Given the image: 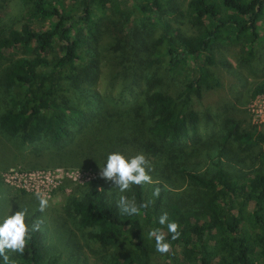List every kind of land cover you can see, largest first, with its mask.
<instances>
[{
	"label": "trees",
	"instance_id": "trees-1",
	"mask_svg": "<svg viewBox=\"0 0 264 264\" xmlns=\"http://www.w3.org/2000/svg\"><path fill=\"white\" fill-rule=\"evenodd\" d=\"M185 1L0 0V146L14 139L84 167L143 153L151 166V182L124 193L100 175L74 187L64 216L51 217L61 246L48 244L46 213L44 232L29 210L38 231L22 255L7 252L11 264H78L90 243L102 264H264V131L243 109L264 92L249 78L264 80V0ZM210 92L217 99L201 105ZM122 195L137 215L117 208ZM165 212L175 240L157 223ZM153 229L168 253L155 251Z\"/></svg>",
	"mask_w": 264,
	"mask_h": 264
},
{
	"label": "rangeland",
	"instance_id": "rangeland-1",
	"mask_svg": "<svg viewBox=\"0 0 264 264\" xmlns=\"http://www.w3.org/2000/svg\"><path fill=\"white\" fill-rule=\"evenodd\" d=\"M188 1V0H186ZM185 1V2H186ZM19 6L16 5L13 8H11L10 13L11 14H17L18 13ZM22 12V9H21ZM15 28H20L19 26H15ZM104 30H108L113 33V28H105L102 27ZM184 30L188 29L189 33H192V28L188 26H182ZM115 34H113L114 36ZM104 36V35H103ZM101 35V37H103ZM117 36V35H115ZM22 50L14 49L11 51V55H27L22 53ZM237 53L238 49L235 47H230L228 49L224 50V56H226L230 61L236 64L237 62ZM126 55H122L124 58L128 57L131 58L128 53H124ZM122 57V60H123ZM127 58V60H128ZM132 59V58H131ZM127 62H130L128 60ZM130 64V63H129ZM127 64V65H129ZM112 73V68L109 64L105 62V65L103 66V73L101 74L100 81L97 85V90L101 92L103 95L107 94V92H110V89L112 90L110 86V75ZM258 76V75H256ZM250 81L253 83L252 87L257 86L259 83H262L264 80L261 79V77H255V75H249ZM251 87V88H252ZM264 96V92L262 94H259ZM218 95L215 92L208 93L201 101V105H209L212 104L216 99ZM258 95L256 97H252L248 100V102L243 105V109L245 110V114L248 115V118L252 121V123L258 125L259 129L264 131V118L256 117L255 113L253 112L251 108V104L257 99ZM198 102L196 103V105ZM198 106V105H197ZM264 109V104H263ZM5 143L7 146L1 147L0 146V213H3L7 211L10 207H12L13 211L19 209V205L21 207H26L28 210H30L35 215V221L39 225L40 228H43L45 232V213L46 218L48 220V233L51 240H48L49 246H61V243H58L55 241L54 233L52 232V220L51 217L57 218L64 216V205L66 203V197L71 193V191L76 187L77 185L86 184L89 182H92L95 178L99 176L100 167L94 166V167H84V166H71V165H59L60 161L58 160H51L47 159L46 154H37L39 151L31 147L29 145H24L18 143L14 139H7L4 138ZM71 156L77 157L76 154H72ZM76 161L75 158L68 157V160ZM11 170H17L20 173H26V172H43V173H50L51 175L58 177L59 185L58 187L52 191V193H46L44 191H28L27 194H23V189L18 188L12 184H7L4 182L3 178L5 174H7ZM40 189V188H39ZM40 192L42 195L46 196L48 199V206L46 209L41 212V215L39 214L40 211H38V202L35 199L34 193ZM39 214V216H38ZM63 221V219H61ZM55 225H59L57 221L55 222ZM71 223L67 224V227ZM72 226V225H71ZM79 236V241L81 244H84L83 240ZM57 244V245H56ZM91 248L88 246H84V249L82 250V253L80 254L81 262H78V264H102L103 260L99 261L97 258L98 254L95 252L101 251L102 248L97 243H90ZM56 250V248H55ZM84 255V258L82 256ZM61 263L63 264H71L73 261V258L68 257L65 255L61 258ZM158 264H173L167 257L160 258Z\"/></svg>",
	"mask_w": 264,
	"mask_h": 264
},
{
	"label": "clouds",
	"instance_id": "clouds-1",
	"mask_svg": "<svg viewBox=\"0 0 264 264\" xmlns=\"http://www.w3.org/2000/svg\"><path fill=\"white\" fill-rule=\"evenodd\" d=\"M151 166L143 153L125 155L120 151H112L106 154L103 166H100L101 178L111 181L119 192H126L131 185H142L151 182L149 175ZM154 196L159 195L154 190ZM38 202V211L43 212L48 206V199L40 192L34 193ZM117 208L125 215H137L139 209L136 203L126 196H120L116 204ZM29 210L21 207L13 211L10 207L7 211L0 213V264H11L7 252L22 255L26 247V241L31 238V233L38 231V225L26 222L29 218ZM157 223L167 225V232L171 234L170 239L175 240L179 236L178 224L169 220L168 214H161ZM149 238L154 240L155 251L161 254L170 250L169 239L159 229L149 232Z\"/></svg>",
	"mask_w": 264,
	"mask_h": 264
},
{
	"label": "built area",
	"instance_id": "built-area-1",
	"mask_svg": "<svg viewBox=\"0 0 264 264\" xmlns=\"http://www.w3.org/2000/svg\"><path fill=\"white\" fill-rule=\"evenodd\" d=\"M264 96L258 95L257 99L251 104V108L255 113V116L264 118ZM7 184H12L18 188L28 191H44L46 193H52L58 185L60 179L51 175L50 173L43 172H26L20 173L17 170H11L5 174L3 178ZM40 188V189H39ZM24 190V191H25Z\"/></svg>",
	"mask_w": 264,
	"mask_h": 264
}]
</instances>
